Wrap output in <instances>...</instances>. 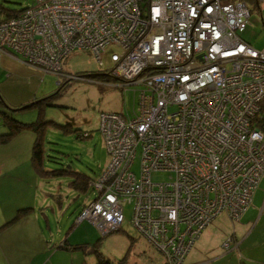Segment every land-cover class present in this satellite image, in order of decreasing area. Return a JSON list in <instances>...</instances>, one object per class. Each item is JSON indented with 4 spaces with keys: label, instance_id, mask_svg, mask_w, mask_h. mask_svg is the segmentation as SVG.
I'll return each instance as SVG.
<instances>
[{
    "label": "built area",
    "instance_id": "1",
    "mask_svg": "<svg viewBox=\"0 0 264 264\" xmlns=\"http://www.w3.org/2000/svg\"><path fill=\"white\" fill-rule=\"evenodd\" d=\"M249 17L243 0H33L0 22V52L43 74L83 80L61 61L85 50L99 67L108 54L121 87L145 86L131 116L100 113L108 164L76 223L111 234L131 204V225L164 264H185L218 217L241 219L264 174V49L240 38ZM154 172L173 178L154 183Z\"/></svg>",
    "mask_w": 264,
    "mask_h": 264
},
{
    "label": "rangeland",
    "instance_id": "2",
    "mask_svg": "<svg viewBox=\"0 0 264 264\" xmlns=\"http://www.w3.org/2000/svg\"><path fill=\"white\" fill-rule=\"evenodd\" d=\"M243 1L250 10V17L240 38L254 49L262 50L264 49V7L262 4L256 6L255 0ZM1 4L5 9L21 10L32 6L33 0H4ZM101 61L104 63L103 67H99L91 52L84 50L72 52L63 58L61 64L64 72L75 76L80 73L92 74L99 73L101 70L105 71L109 67L108 54L103 53ZM40 79L35 101L57 93L61 81L60 77L53 74L40 73ZM121 86V82L112 78L99 81L89 78L72 79L50 103L42 108L37 106L25 109H22V106L26 104L21 107L10 106L0 93L5 102V104L0 103V111L8 112L7 108L10 107L17 109L12 111V115L21 123H33L39 116L42 120L49 122L44 133V171L67 170L81 173L95 180L108 164V155L99 130L100 113L117 112L124 116H131L133 108L137 111L140 92L145 90V86L141 84ZM6 132L7 129L0 122V135ZM34 138L32 132L23 131L12 137L9 142L0 143V183L7 184L22 197H27V205L25 202L20 203L19 209L35 207L37 213L47 215L54 236L52 244L61 245L65 240L70 245L94 244L99 240L100 253L116 263L124 258L132 238L135 241L124 264L164 263L162 256L150 248L131 225V204H123L124 221L121 229L109 235H102L87 221L77 224L76 219L79 213L84 205L93 200L94 194L89 190L79 193L68 188L72 176L38 173L30 161ZM131 168L139 178V155L136 156ZM172 178L173 174L169 172H154L151 175L154 183H167ZM261 190L260 188L259 193ZM259 193L256 197L253 195L249 209L257 208L256 204L260 201ZM72 226L73 230L69 233ZM67 233L69 234L65 238ZM75 255L85 260L86 264H96L93 255L85 258L80 253ZM60 257L63 261L66 256Z\"/></svg>",
    "mask_w": 264,
    "mask_h": 264
},
{
    "label": "crops",
    "instance_id": "3",
    "mask_svg": "<svg viewBox=\"0 0 264 264\" xmlns=\"http://www.w3.org/2000/svg\"><path fill=\"white\" fill-rule=\"evenodd\" d=\"M40 73L21 60L0 52V93L10 106L21 107L35 101ZM258 187L254 197L260 188L262 190L257 208H248L238 222L224 215L218 217L201 234L185 264H264V174ZM27 201V197H22L7 184L0 183V264H86L75 254L80 253L84 258L91 255L63 250L59 248L60 245L52 244L54 236L50 220L46 214L37 213L35 207L28 205L25 208H31V211L13 220L21 209L19 204L25 202L27 205ZM228 235H232L237 246L225 252L222 243ZM60 256L66 257L61 261Z\"/></svg>",
    "mask_w": 264,
    "mask_h": 264
},
{
    "label": "trees",
    "instance_id": "4",
    "mask_svg": "<svg viewBox=\"0 0 264 264\" xmlns=\"http://www.w3.org/2000/svg\"><path fill=\"white\" fill-rule=\"evenodd\" d=\"M1 1H4V0H0V15H1L0 16V22L4 21L5 19L14 17L15 15H17V13H20L23 10V9H21V10L5 9V8H3ZM255 3H256V6L259 5L258 2H255ZM75 76L83 78V79L89 78L90 80H93V81H95V80L96 81L107 80L108 78H112V77H110L109 73L106 70L105 71L101 70V71H99V73H92V74L91 73H89V74L88 73H86V74L80 73V74H75ZM71 80L72 79H68V78L61 79V81L59 83V90L57 93H54L53 95L48 96V97H44L42 100L27 103L26 105H24L22 107L32 108V107L40 106L39 108H42L45 104L50 103V101L52 99L57 98L59 93L69 84V82ZM0 103L5 104L1 95H0ZM262 106H264V100L262 102ZM7 109L9 110L8 112L0 111V122L2 123L3 127L7 129V132L5 134L0 135V143L9 142L12 139V137H14L16 134L21 133L23 131L32 132L35 136L34 142H33L32 148H31V157H30L32 167L38 173H42L43 175L66 174V175L72 176V180L68 184L69 188H71V189H73L79 193H85L88 190L93 193V191L89 187V182H91L93 180H91L86 175H83L81 173L67 171V170H65V171L64 170H52V171H46V170L44 171L43 170V164H44V160H45L44 133L46 130V126L49 122L42 120L41 117L39 116L37 118V120L33 123H21V122L17 121L16 119H14L13 115H12V111H17V109H14L12 107L7 108ZM137 155H139V152L137 153ZM257 189H258V187H257ZM30 211H31V208H24V209L18 210L16 212L13 220L20 219L21 217L27 215ZM131 216H132V214H131ZM71 230H72V227L70 228L69 232ZM130 239H131L130 240V246H129L127 253L125 254V256L122 260H119L116 263L105 258L100 253L99 248H98L99 247V240L94 244L84 243V244H77V245H69V244H67V241H65L63 244H61L59 246V248L63 249V250H68V251L69 250L70 251H81L84 255H93L96 259V264H124L126 259H127V255L130 251V248L132 247V245L134 243V239H132V238H130Z\"/></svg>",
    "mask_w": 264,
    "mask_h": 264
},
{
    "label": "water",
    "instance_id": "5",
    "mask_svg": "<svg viewBox=\"0 0 264 264\" xmlns=\"http://www.w3.org/2000/svg\"><path fill=\"white\" fill-rule=\"evenodd\" d=\"M26 107H22V109H25Z\"/></svg>",
    "mask_w": 264,
    "mask_h": 264
}]
</instances>
